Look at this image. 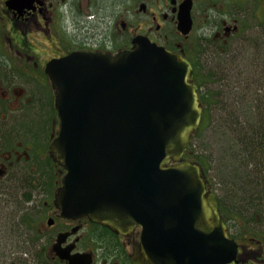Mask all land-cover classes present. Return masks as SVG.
Returning a JSON list of instances; mask_svg holds the SVG:
<instances>
[{"label":"flooded vegetation","instance_id":"af4514ba","mask_svg":"<svg viewBox=\"0 0 264 264\" xmlns=\"http://www.w3.org/2000/svg\"><path fill=\"white\" fill-rule=\"evenodd\" d=\"M138 41L191 62L203 122L209 103L205 85L214 82L218 91L230 93L224 110L246 115L234 125L264 128V0H0V202L21 210L29 202L28 184L36 187L30 203L45 208L39 236L52 245L35 252L44 253L51 264H69L53 245L60 233L75 229L62 244H75L71 254H91V264H135L139 226L121 233L89 217L61 216L55 195L67 170L51 152L60 118L48 66L76 53L115 57ZM216 98L219 94L212 92L211 105ZM233 160L235 171L246 163ZM225 220L239 245L238 262L230 264H264V227L257 235L240 236L234 222ZM87 227L96 232L88 235ZM89 237L100 246H81ZM18 238L25 240L22 233ZM8 253L0 248L1 255ZM23 259L9 256L0 264H24Z\"/></svg>","mask_w":264,"mask_h":264},{"label":"water","instance_id":"95a60500","mask_svg":"<svg viewBox=\"0 0 264 264\" xmlns=\"http://www.w3.org/2000/svg\"><path fill=\"white\" fill-rule=\"evenodd\" d=\"M60 118L51 152L67 173L55 195L63 218L89 217L127 233L142 229L135 264H230L239 245L212 182L184 158L202 121L194 67L149 41L115 57L76 53L51 62ZM60 233L53 248L69 264Z\"/></svg>","mask_w":264,"mask_h":264},{"label":"rangeland","instance_id":"374dc122","mask_svg":"<svg viewBox=\"0 0 264 264\" xmlns=\"http://www.w3.org/2000/svg\"><path fill=\"white\" fill-rule=\"evenodd\" d=\"M216 83H208L205 85V89L211 90L212 92H216L219 94V100L217 99L216 105H212L214 108L212 110V124L209 129H206L204 133H202L199 137L196 136L195 142L198 150L208 154L211 156V164L209 166L208 175L212 179V183L214 184L213 189H218L216 193H223V188L220 186V180L222 178V170L217 169L221 165L225 163L223 162L221 157H226V166L231 168V163L234 162L233 155H226L229 150L230 145L233 143V140L236 139L235 132L233 128L236 125L233 124V120L240 119L242 116L246 119V115H243L240 111L237 110H229L225 111V104L229 103L228 96L229 92L220 88V91H217ZM251 131V129H249ZM264 130V128H262ZM225 148V155H220V152ZM221 159V160H220ZM253 166V165H252ZM250 166V167H252ZM240 169V168H239ZM240 170L244 173L245 167L243 166ZM223 186V185H222ZM221 187V189H220ZM224 187V186H223ZM229 188L228 186H226ZM226 187L224 189L226 190ZM25 210L21 211L17 206L13 204L11 207L4 206L2 202H0V248L6 247L8 249V254H0V263L5 262V257L11 256L12 258L15 256H23L27 259V264H37V256L33 254L36 253V249L38 247H50L52 245V240L44 236H35L34 229H31L33 226L30 225L28 219L25 224H22L21 221L22 216L28 212V218L33 216L37 219L36 223H32L34 227H37L38 230L40 228H44L43 219L45 216V208L40 204H34L28 202ZM255 214V217L259 220L258 222L254 220H247V218L241 219L240 224L234 223L233 230L235 233H240L241 236L243 233L250 235H257L259 230L263 229L264 216ZM247 216V215H246ZM26 219V216H25ZM84 231H87L88 235L95 233L96 229L87 227ZM19 233L24 235L25 240L19 239ZM244 235V234H243ZM23 241V242H22ZM83 247L97 246L92 240L86 238L82 243ZM100 246V244L98 245ZM97 246V247H98ZM22 249L23 253H20L18 249ZM10 249V250H9ZM27 254H26V253ZM36 257V260L34 259Z\"/></svg>","mask_w":264,"mask_h":264},{"label":"trees","instance_id":"16d2710c","mask_svg":"<svg viewBox=\"0 0 264 264\" xmlns=\"http://www.w3.org/2000/svg\"><path fill=\"white\" fill-rule=\"evenodd\" d=\"M204 96L209 102L204 111V114H207V116L204 115V122L200 128L201 132L199 131L194 137H199L206 129H209L212 124L211 115L213 107L210 104L212 100V91L207 90ZM249 129H251V131ZM233 131L237 138L233 140L229 150L226 149L229 151L226 155L232 154V159H236L235 161L239 160L241 162H246L244 163L245 169L244 173L240 171L242 169H237V171H235L226 166V157H221L225 163L217 168L222 170L220 186L223 188V193H219V207L221 214H224L223 217L231 223L234 222L240 224V220L244 218L258 222L259 220L255 217V214L260 213L258 215L264 216V130L253 125L245 126L237 124L235 128H233ZM233 144H238L241 148L238 150L234 149L232 148ZM185 155V157L190 158L193 161L200 162L207 167H205L207 171L209 170L211 156L198 150L195 138ZM220 155H225V148L220 152ZM234 180L236 182H234ZM222 185L224 187L228 186L229 188L226 187L225 190ZM235 185L237 186L236 190L233 188ZM35 189L36 187L31 183L28 184L27 202H30L33 195H35ZM27 215L28 212L24 215V218L26 216L25 222L28 219L30 225L33 226L31 229H34L36 233L35 236L39 238V231L37 227H34L32 224H35L37 219L33 216L28 218L29 215ZM262 221L264 222V219ZM33 255L37 256V264H51L47 261L44 253H34ZM34 259L36 260V257ZM22 261L24 264H27V259L25 257Z\"/></svg>","mask_w":264,"mask_h":264},{"label":"bare ground","instance_id":"6f19581e","mask_svg":"<svg viewBox=\"0 0 264 264\" xmlns=\"http://www.w3.org/2000/svg\"><path fill=\"white\" fill-rule=\"evenodd\" d=\"M197 76V75H196ZM210 91V90H209ZM218 91V90H217ZM214 92V91H213ZM211 94V93H210ZM217 99V98H216ZM214 100V99H213ZM219 100V99H218ZM213 102V101H212ZM215 102H217V101H215ZM214 103V102H213ZM206 109V108H205ZM204 115H206L207 116V114H204ZM208 118V117H207ZM206 118V119H207ZM209 119V118H208ZM207 127V126H206ZM200 132H201V130H200ZM188 151V150H187ZM186 156V155H185ZM190 156V155H189ZM207 163V162H206ZM209 166V165H208ZM206 167V166H205ZM207 168V167H206ZM260 214V213H259Z\"/></svg>","mask_w":264,"mask_h":264}]
</instances>
